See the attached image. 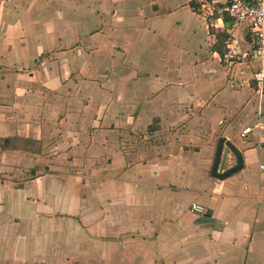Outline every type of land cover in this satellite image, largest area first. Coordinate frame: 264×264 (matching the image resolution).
<instances>
[{"label": "crops", "instance_id": "obj_1", "mask_svg": "<svg viewBox=\"0 0 264 264\" xmlns=\"http://www.w3.org/2000/svg\"><path fill=\"white\" fill-rule=\"evenodd\" d=\"M194 1L0 0V264H264L253 31Z\"/></svg>", "mask_w": 264, "mask_h": 264}, {"label": "built area", "instance_id": "obj_2", "mask_svg": "<svg viewBox=\"0 0 264 264\" xmlns=\"http://www.w3.org/2000/svg\"><path fill=\"white\" fill-rule=\"evenodd\" d=\"M203 7H208L207 0H199ZM210 15L214 14L220 19H229L233 24V30L237 31L242 26H247L253 31L254 43L246 48L237 35H231L225 42L224 53L221 61L225 65L248 66L257 64L252 72V81L258 91L264 90V0H226L224 4L209 9ZM250 128H246L240 134L243 139ZM261 168L263 166H260ZM189 211L204 215L206 209L198 204H192Z\"/></svg>", "mask_w": 264, "mask_h": 264}, {"label": "water", "instance_id": "obj_3", "mask_svg": "<svg viewBox=\"0 0 264 264\" xmlns=\"http://www.w3.org/2000/svg\"><path fill=\"white\" fill-rule=\"evenodd\" d=\"M226 148L223 149V154H222V158L220 160V164L218 167V172H217V166H218V162L215 163V165H213V169H212V177L218 179V180H222L225 179L227 177H229L230 175H232L233 173H235L238 169V166L229 170V171H224L221 173L222 169H223V164H224V160H225V155L227 153V150H230L233 153H236L235 148L229 143L227 142L225 144ZM222 147H219L218 152L221 150Z\"/></svg>", "mask_w": 264, "mask_h": 264}, {"label": "rangeland", "instance_id": "obj_4", "mask_svg": "<svg viewBox=\"0 0 264 264\" xmlns=\"http://www.w3.org/2000/svg\"><path fill=\"white\" fill-rule=\"evenodd\" d=\"M194 2H195L194 0H191L192 7H193L194 11L196 12V7H197V6H196V4H194ZM195 3H196V2H195ZM199 9H200V6H199ZM183 13H187V14H188V11L185 10ZM222 38H223L222 36H218V38H217V39L219 40V47H221V46H220V42L223 40ZM217 46H218V45H217ZM219 47H218V48H219Z\"/></svg>", "mask_w": 264, "mask_h": 264}]
</instances>
